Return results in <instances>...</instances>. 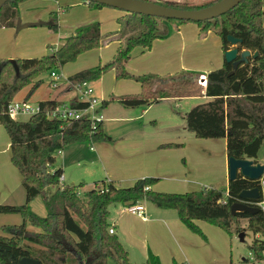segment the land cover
I'll list each match as a JSON object with an SVG mask.
<instances>
[{
	"label": "trees",
	"instance_id": "16d2710c",
	"mask_svg": "<svg viewBox=\"0 0 264 264\" xmlns=\"http://www.w3.org/2000/svg\"><path fill=\"white\" fill-rule=\"evenodd\" d=\"M22 1L7 0L2 5L0 27L15 26L17 6ZM215 1L199 5L161 4L199 8ZM87 3L94 7L107 6L95 1ZM261 16L262 0H242L222 15L203 21L126 12L113 38L119 45L114 58L103 65L69 75V85L65 89L84 80L93 82L105 71L114 69L117 78H134L141 91L137 96L102 100V105L118 100L123 106L135 107L150 105L165 97L206 96V101L185 113L186 128L198 138H224L227 158H248L257 162L258 152L264 143V25ZM164 20L195 22L203 31L214 30L220 37L223 53L232 47L227 40V36L232 35L240 39L236 46L239 52L249 50L252 54L247 61L240 60L238 56L236 65L224 59L221 67L205 74L206 85L200 89L195 86L200 74L182 72L167 77L151 74L134 76L125 68L131 51L135 47L149 49L155 39L163 38L166 35ZM48 26L52 30L57 29L54 17ZM101 41L99 22H91L77 26L50 55L16 59L18 74L10 59L0 60V124L9 136L11 162L21 175L25 191L23 203L0 204V213L19 214L23 220L21 224L0 226V264H20V260L28 257L39 260L41 264H107L108 259L118 264H131L128 251L115 230L114 233L109 232L113 227L108 221L109 206L115 203L124 205L127 201L135 204L140 200L151 202L158 208L174 209L179 220L190 231L199 234L202 232L196 220L209 221L231 233L232 225L236 232L245 231L239 227V221L246 218V229L256 236L250 251L258 264H264V212L230 213V205L237 200L239 191L264 187V176L262 182L261 178L250 180L240 175L233 180L228 179L225 193L216 187H199L184 193L156 191L152 186L158 181L157 177L138 178L128 187H118L112 182H95L93 187L79 193L82 183L59 185L62 168L57 164L56 153L68 143L111 142L103 123H95L93 127L85 118L59 121L48 118L43 112L26 120L8 116L7 105L21 89L30 85L27 93L30 95L42 82L41 75L74 60L87 50L99 47ZM254 52H257L256 56ZM38 103L43 109L58 105L55 100ZM69 104L86 106L76 99H71ZM177 145L163 144L164 147ZM37 196L45 206V216L30 209V201ZM144 264H160V261L149 253ZM171 264L177 263L173 260Z\"/></svg>",
	"mask_w": 264,
	"mask_h": 264
},
{
	"label": "rangeland",
	"instance_id": "374dc122",
	"mask_svg": "<svg viewBox=\"0 0 264 264\" xmlns=\"http://www.w3.org/2000/svg\"><path fill=\"white\" fill-rule=\"evenodd\" d=\"M152 1L199 5L213 0ZM17 10L15 26L0 27V60L41 58L50 55L55 51L54 48L58 49L63 43L64 37L71 34L77 26L91 22L100 24L102 41L99 47L87 50L74 60L54 68L61 85L53 88L49 84L51 78L47 72L41 75L42 82L30 95L26 94L30 88L28 85L13 97L15 100L26 99L32 104H35L39 98L52 97L61 91L67 76L111 61L119 45L115 40L105 41V38L111 36L120 27V21L126 16L123 10L110 6L94 7L82 0H24L18 4ZM53 17L57 25L56 30L48 26ZM261 18L264 24V0H262ZM18 20L20 24L28 22H43V24L21 27L17 30ZM164 27L166 30L164 39H155L150 50L141 54L138 47H135L131 51V56L125 65L127 71L134 76L151 74L167 77L182 72L205 75L222 66L224 53L220 37L214 30L203 31L195 22L179 23L172 20H164ZM203 54L206 57L198 60ZM163 56L164 59L161 61ZM216 61L220 62V65L217 66ZM205 65L210 69L206 71ZM195 86L199 89L204 87L199 83V78ZM76 93L75 89L69 88L67 93H61L63 95L58 101L67 100ZM92 94L97 96L99 104L96 105V110L104 116L103 124L112 141L68 143L62 149V152L64 150L67 152L66 161L62 158V152L56 154L57 163L64 169L65 182L83 184L79 187V193L91 188L87 185H91L96 179H109L118 187H127L139 177H151L153 174L141 175L146 171L142 163L150 156L162 159L164 164L168 165L167 169L155 173L154 177L158 178L153 186L155 190L184 193L199 187H216L225 193L228 181L225 139L198 138L185 126V113L193 106L206 101L208 97L198 94L165 97L159 102L135 107L123 106L118 100H111L102 105V100L140 94L139 84L134 78H117L114 69L105 71L92 82ZM28 117L20 115L16 120H26ZM157 136H164V139L176 138L179 144L166 151L141 150L143 146L148 147L150 144L148 140ZM7 142L9 136L4 126L0 124V204L18 205L24 202L25 191L21 184V175L11 162ZM90 146L93 150H90ZM258 155L264 159V145L261 146ZM91 161L93 162L90 163ZM224 165H226V178L222 174ZM125 176H134V179L125 180ZM143 202L144 200H140L138 203L143 204ZM147 202L144 207L155 206ZM29 206L38 215H46L40 196L30 201ZM125 207L126 205L121 203L110 205L108 221L117 225L119 239L128 251L130 263L142 264V256L137 247L144 241L134 242L135 238L129 231L132 221L135 220L134 214L125 211ZM168 210L174 215L177 214L174 209ZM22 222L19 214L0 213V226ZM195 223L202 234L192 232L183 226L190 235L186 243L190 255L189 257L179 255L178 260L173 259L177 264H252L249 247L256 236L246 229V218H241L239 221V227L245 229L243 239L233 228L234 225L232 232L228 233L206 220H196ZM160 229H164L163 224L157 227V230L161 231ZM0 233L2 234L1 231ZM161 236L164 242L163 231ZM19 263L23 264L24 259ZM107 264L118 263L108 259Z\"/></svg>",
	"mask_w": 264,
	"mask_h": 264
},
{
	"label": "crops",
	"instance_id": "0c3cea01",
	"mask_svg": "<svg viewBox=\"0 0 264 264\" xmlns=\"http://www.w3.org/2000/svg\"><path fill=\"white\" fill-rule=\"evenodd\" d=\"M118 29L111 36H107L105 38V41H113V38L115 37V33L118 31ZM158 39H164V37L158 38ZM55 49H57V48H54V50ZM138 49L140 50L141 54H143L146 51L150 50L151 48L143 50L142 48L138 47ZM205 57L206 56L203 54L198 58V60L205 58ZM209 57L210 56L208 55L207 58H209ZM163 59H164V56L161 58V61ZM223 62H224V57H223ZM214 63H215V61H214ZM216 63H218V62L216 61ZM218 65H220V62L217 64V66ZM222 65H223V63H222ZM208 69H210V68H208V66H206V71ZM200 74H202V73H200ZM67 77L65 78L66 80H65L64 87L69 85ZM91 86H92V82H91ZM64 87H63V89H61V91H58L52 97L49 96L47 98H39L37 100V102L42 101V100H55V101H57V103H59V102L64 103L65 101H70L71 99H74L76 97L77 93L75 96H73L67 100L58 101L59 97L63 95V94H61L62 92L65 94L69 91V88H72V87H69V88L65 89ZM139 87H140V84H139ZM28 91H29V88H28L27 92ZM140 91H141V89H140ZM27 92H26V94H27ZM93 96L95 98H97L96 95H93ZM37 102H35V103H37ZM103 120H104V116H103ZM102 123H103V121H102ZM103 129H104L105 133L107 134L108 130L105 129L104 124H103ZM148 142H150V144H148V147L143 146L141 148V150L147 151V150L156 149V150L166 151V150L172 149L173 147H164L163 144H167V143L179 144L176 141V138L164 139V136L163 137L157 136L156 138H152V139L148 140ZM7 144H9V142H7ZM262 145H264V143ZM90 147H91L90 150H93V147L92 146H90ZM61 152H62V150H61ZM258 154H259V152H258ZM66 155H67V152L64 150V152H62V158L65 159V161H66ZM258 156L256 158L257 162L264 163V159L260 158ZM147 157L145 159H147ZM98 160H100V157H98ZM92 162L93 161H91L90 163H92ZM142 166H144V168H146V171L143 174H141L142 176L148 175V174H153L151 177H154V175H156L155 173H160L159 171L167 169L168 165L164 164V160H162V159L159 160L158 158H152L150 156V157H148V160L143 161ZM60 167L62 168V175L64 177V183L67 184L65 182V175L63 173V171H64L63 166H60ZM89 170L90 169H88V171ZM84 171H86V169H84ZM222 174L226 178V176H227L226 165H224V167H223ZM109 176H111V175H109ZM133 177L134 176H131V177L125 176V180L134 179ZM139 178H143V177H139ZM95 182H99V183H101V182L102 183L112 182L113 183V181L109 180V179H96V180L92 181L93 184L91 183V185H87V186L93 187L95 185ZM227 183H228V181H227ZM70 184H74V183L72 182ZM153 186H152V189H154ZM156 191H158V190H156ZM146 202L147 201H144L143 205ZM125 211H126V209H125ZM133 216H134L135 220H134V222L132 221V225L130 226L129 231L131 232V234L135 238V240H134L135 243L138 241H144L143 244H140L137 247V249L140 251V254L142 256V258H141L143 261L142 264L146 261L149 253L156 255L159 258L160 264H170V263H172L173 259L178 260L179 255L189 257V255H190L189 251H188L189 248H188L186 243H187L190 235H189V233H186V231L183 227L185 225L179 220V218L177 217L178 216L177 214L174 215L168 209H162V208H158L155 206L154 207L149 206L148 208L144 207V214L142 216L137 215V214L136 215L134 214ZM162 224L164 225V229H160L161 231L157 230V227L162 225ZM112 225H113V229L115 230V232L118 235L117 225H115V223ZM162 231L164 232V242L161 239V237H162L161 232Z\"/></svg>",
	"mask_w": 264,
	"mask_h": 264
},
{
	"label": "water",
	"instance_id": "95a60500",
	"mask_svg": "<svg viewBox=\"0 0 264 264\" xmlns=\"http://www.w3.org/2000/svg\"><path fill=\"white\" fill-rule=\"evenodd\" d=\"M7 0H0V8ZM95 1L104 5L123 10L130 13H139L145 15H154L163 18H170L176 20H190V21H203L207 19L215 18L223 13L229 11L236 6L242 0H217L207 6L199 8H178L173 6L164 5L161 3L149 1V0H84ZM43 24V22H28L20 24L17 22V30L21 27H30ZM227 40L231 44V48L224 52V59L227 62H232L236 65L239 60L237 57L240 56V60L247 61V58L252 54L249 50L238 51L236 47L240 42V39L233 37L232 35L227 36ZM254 56L257 52L253 53ZM15 67L16 74H18V67L16 66L15 60L10 59ZM228 164V179L233 180L238 175L243 178L250 180H257L264 176V163L254 162L248 158H234L232 156L227 158ZM264 187H252L244 188L239 191L237 200L230 205V213L234 215L237 212L246 213H257L260 209L254 205V202L259 200L263 192ZM132 201H127L124 205H131ZM239 237L243 239L244 232H239ZM24 264H41L39 260L28 257L24 259Z\"/></svg>",
	"mask_w": 264,
	"mask_h": 264
},
{
	"label": "built area",
	"instance_id": "2783aa9c",
	"mask_svg": "<svg viewBox=\"0 0 264 264\" xmlns=\"http://www.w3.org/2000/svg\"><path fill=\"white\" fill-rule=\"evenodd\" d=\"M49 77L51 78L49 84L52 85L53 88H57L59 85L62 84L61 81L59 80L58 75L54 70L49 72ZM199 83L205 87L206 77L204 74L199 75ZM70 87L75 89L77 92V95L74 99L86 103V106L74 107L71 106L68 102V103H58V105L52 109H43L38 102L32 104L26 99H22V100L13 99L7 105V109H6L7 114L12 119H16L17 116L20 115H27L30 117L31 115L38 114L40 112L45 113V115L50 119H56L59 121H74L85 118L91 122V125L93 127H95V123L102 122L103 115L99 110H96V105L99 104V101L92 94L91 82L84 80L76 84H70ZM59 152H61V150L57 151V153ZM58 181L61 187L65 185L64 177L62 174L59 176ZM104 189H102L101 191H103ZM254 205L264 212V189L260 199L255 201ZM125 209L127 212L137 214L140 216L144 214V205L142 203L137 202L135 204L126 205ZM109 232L114 233L113 227L109 228ZM262 257H263L262 261L264 262V249H263ZM252 259H253L252 264L259 263L253 258V256Z\"/></svg>",
	"mask_w": 264,
	"mask_h": 264
}]
</instances>
